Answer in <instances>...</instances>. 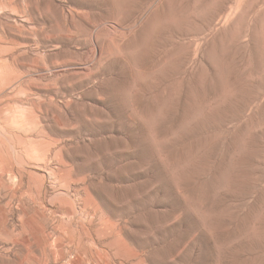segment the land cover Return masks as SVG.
Masks as SVG:
<instances>
[{"label": "rangeland", "instance_id": "rangeland-1", "mask_svg": "<svg viewBox=\"0 0 264 264\" xmlns=\"http://www.w3.org/2000/svg\"><path fill=\"white\" fill-rule=\"evenodd\" d=\"M0 264H264V0H0Z\"/></svg>", "mask_w": 264, "mask_h": 264}]
</instances>
